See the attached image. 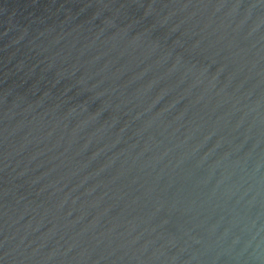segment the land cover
I'll return each mask as SVG.
<instances>
[{"label": "water", "instance_id": "1", "mask_svg": "<svg viewBox=\"0 0 264 264\" xmlns=\"http://www.w3.org/2000/svg\"><path fill=\"white\" fill-rule=\"evenodd\" d=\"M0 264H264V0H0Z\"/></svg>", "mask_w": 264, "mask_h": 264}]
</instances>
